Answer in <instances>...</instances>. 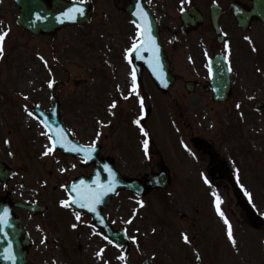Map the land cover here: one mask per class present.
<instances>
[{
  "label": "rangeland",
  "instance_id": "374dc122",
  "mask_svg": "<svg viewBox=\"0 0 264 264\" xmlns=\"http://www.w3.org/2000/svg\"><path fill=\"white\" fill-rule=\"evenodd\" d=\"M115 3L113 0H96L98 14L90 26L33 37L17 25L19 10L14 0H0V28L11 30L10 38L6 41L7 54L0 61V158L14 171L8 191H13L18 200L26 199L47 208L45 215H19L34 233L33 237L40 249L38 252L41 253L35 256L44 261L54 258L60 264L66 263L67 258L66 264H97L92 261L89 253H81L77 244V238L88 230L86 219L82 216L79 227L73 229L71 225L77 222L72 210L62 208L59 204L61 199L67 197L61 186L69 185L76 177L88 174V171L75 160L57 153L48 157L42 155L48 140L46 137L37 138L42 132L41 126L28 116L24 110L25 105L30 110L39 105L41 110L48 112L53 99H57L66 127H71L75 135L87 144L92 143L99 132L97 143L102 144L105 155L118 161V168L123 174L138 175L144 168L142 158L134 156L136 149H139L136 141L140 138L131 129L136 127L132 109L135 104L138 105L139 100L136 96L137 100L130 104V98L123 102L120 96L123 89L126 92L129 84L128 70L123 67V51L117 47L115 25L110 23L106 26L104 23L106 17L111 19L115 14ZM172 5L175 4L169 5L170 16L175 18L176 12ZM39 56H44L48 61L47 67ZM183 66H180L181 72L189 74V68ZM21 79L32 84V88L19 89ZM50 79L55 80L52 88L48 87ZM237 90L248 91L245 84H240V80ZM146 91L151 109L156 105L155 118L151 122L155 124L154 127H164L165 135L159 139L166 141L167 146L171 140L179 141L180 134L181 139L187 141L193 137L208 139L211 127H248L250 131L264 127V116L260 113L243 107L245 115L238 117L232 113L236 100L226 108L215 107L211 94L203 89L195 95H186L185 89L186 94L181 87L176 86L168 99L157 95L154 89ZM262 94L258 100H262ZM24 95L28 97L27 100L23 98ZM113 99L118 101L117 108L113 110L115 115L108 111V105ZM171 127L180 134H173ZM5 141H11V144ZM166 157L167 160L163 155V160L169 163L173 171L169 188L153 191L142 199L122 193L106 210L116 228L127 229L129 236L137 237L139 248L131 241L129 263L141 264L143 260H149L157 264H264V223L252 230L250 226L246 228L247 224L237 222L234 229L240 242V252L237 253L219 226L213 196L205 193L202 188L204 186L197 184V177L189 174L192 167L194 172V167L197 169L199 165L191 166L187 161L188 154L183 153L181 159L187 162L182 170L177 154L169 151ZM150 160L153 162L150 168L155 170L153 165L159 163L160 158L153 157ZM247 165L248 171L243 183L248 187L246 192L251 193V201L264 221V168H261L264 163L259 161L256 164L248 159ZM256 165L263 171V177L252 170ZM188 166L190 168L186 169ZM140 200L145 202L143 208L138 204ZM222 202L229 204V211L236 210L228 198ZM134 213L132 224H127L125 221L132 218ZM234 216L228 214L230 222L232 218L234 221L238 219L237 214ZM153 228L156 229L155 233ZM184 233L192 241L190 244L183 241ZM86 234V237L93 240L90 231ZM45 237L47 239L41 243ZM94 242L96 247L106 245L98 237ZM90 244L86 240V245ZM108 247L105 249V259L110 264H122L117 259L122 251L118 253L115 248L110 250Z\"/></svg>",
  "mask_w": 264,
  "mask_h": 264
},
{
  "label": "flooded vegetation",
  "instance_id": "af4514ba",
  "mask_svg": "<svg viewBox=\"0 0 264 264\" xmlns=\"http://www.w3.org/2000/svg\"><path fill=\"white\" fill-rule=\"evenodd\" d=\"M166 1L159 0V3H153L156 14L161 20H163V13L159 4H165ZM196 1L195 5L191 4L187 8L189 10L197 8L202 13V24L197 29L195 28L196 30L190 31V28L183 26L181 17L173 19L177 24V27H175L172 20H168V16H166L167 28H163L162 25L160 27V39L174 70L176 58H179V56H187L192 61L193 66L198 68L203 66L206 61V67L202 75L197 76L196 72L194 79L182 81L181 77L176 74L175 85L182 83L184 86V84L194 81L197 89L203 87L209 90L208 85H206L212 81L208 66L209 60L217 55L226 56L224 41L227 40L231 47L232 87L236 89L240 80V84H245L248 91L236 90L226 104H229L238 96L237 100L240 102L237 104H240L241 107H250L257 111L256 105L259 104L261 105L259 111L264 114V100L254 103L249 102L250 99L255 98L260 93L263 92L264 94V71H257V68L264 69V22L259 19L258 11L254 10L251 0H218V2L213 3L218 6V9L211 14L212 3H207L206 6L199 3V1H203L205 4L208 0ZM235 2L243 5L242 11L245 17L243 28L238 26L230 11V6ZM130 4L131 0H118V13L111 19L105 18L104 20L107 25H110V23L115 25L118 46L124 50L126 46L131 47L136 37L135 26L126 14V9ZM165 7L167 5H163V8ZM259 8L264 12V4H261ZM183 9L182 13L186 11L185 6ZM250 15L251 21L248 18ZM249 21L250 23H248ZM176 28L177 31H174ZM224 33H227V36ZM246 36L253 38L258 48L257 52L251 50V45L244 39ZM247 128L211 127L208 141L206 143L201 142L193 151L198 164L204 165V167L197 169L195 174L200 178L207 177L213 191H220L233 201L237 215L249 219L252 225H258L261 220L253 209V211L250 210L251 207L244 195L248 187L244 186L242 188V185L239 187L236 182V179H244V175L248 171V159L256 162V164L259 161L264 163V127H257L254 131ZM261 168H264V166H261ZM261 168L256 165L252 167V170L263 177ZM237 169L239 170L238 173ZM31 264H37V262L32 260Z\"/></svg>",
  "mask_w": 264,
  "mask_h": 264
},
{
  "label": "snow or ice",
  "instance_id": "6c2138e0",
  "mask_svg": "<svg viewBox=\"0 0 264 264\" xmlns=\"http://www.w3.org/2000/svg\"><path fill=\"white\" fill-rule=\"evenodd\" d=\"M184 0H181V4L183 5ZM181 11L183 12L184 9L181 7ZM84 10L81 7H73L68 9L66 12L62 14L61 22H63L64 19L73 20L75 19L76 15H83ZM138 17V20H133L132 23L136 27V37L135 41L131 45L130 48L125 50V59L127 60L129 65H133V57L135 55V58L141 59L142 57L139 55L142 51H151L153 53L154 58L157 59V63L153 65V71H155L156 67H158V45L156 44V38L152 35V21L149 19V14L147 11L144 10V8L137 4V12L134 13ZM139 21V22H138ZM10 28H0V61H3L6 54V41L10 38ZM225 36H227V33H224ZM245 40L249 42L251 45V50L253 52H257L258 48L256 47L253 38L250 36L244 37ZM224 47L226 51L225 59L228 60V67L227 71L231 72L233 71L230 56H231V47L227 40L224 41ZM39 59L45 64L47 67L48 61L45 59L44 56H39ZM211 64L212 61L209 60V72L211 73ZM257 71H264V69L257 68ZM131 87L129 89L128 95H124V93H121V96H123L124 99H129L130 96L133 94L137 96L139 100L140 110L141 114L133 121L137 126L140 127V131L143 134L144 137L149 136V132L144 128V126L141 124V121L144 119V117L147 115V111L145 109V102L144 97L140 95L139 93V84L137 83V73L136 68L133 65L131 69ZM55 84V80H49L48 81V87L52 88ZM119 89V86H117ZM23 95V93H21ZM25 100L28 99L26 95L23 97ZM118 106V101L116 99H113L110 104L108 105V111L115 115L113 112L114 109H116ZM39 105H36L34 109H29L27 105L24 106V110L27 112L28 116L32 119L36 120L37 123L44 129L41 132V135L45 136L48 140V144L44 146V150L42 152V155L44 157H48L50 155H53L56 151L57 147L65 148L66 150L82 153L85 156V159L89 158L90 155L96 151V143L99 141L100 133L97 132L96 139L87 146H82L77 143H73L72 140H70L68 137L69 135H72L68 130H66L64 127L56 126L54 127L51 123L52 117L42 111H39ZM236 107L239 109L241 107L240 104H237ZM241 116H243V113H241ZM98 123H101L98 121ZM7 144H11V141H5ZM71 145L69 148L68 146ZM148 146L149 141L148 139H145L143 141V147L145 155L148 154ZM187 147V146H185ZM9 155H13L12 153H9ZM75 167V165H73ZM64 169H61L63 171ZM239 170L237 169V173ZM109 174L113 176V180L109 182L108 189L109 190H115L113 185L115 184L114 176L115 174L109 169ZM205 183H209L208 178L204 177ZM80 187H78L76 184L69 185H62L65 189V191L68 193L67 198L61 199L59 201L60 207L65 209H71L73 212V215L75 217V220L77 223H73L71 227L73 229H76L79 227V223L82 222V213L78 209H86L88 212H91L97 216L99 219L100 224H105L104 217L99 214L97 205H99L102 200L101 197L104 194L100 190L95 189H85L83 187L84 181H80ZM214 197V204L216 208L217 214L222 218L224 225L226 226V236L227 240L230 243L233 250H235L237 253L240 252V242L234 232V228L232 223L229 221L228 217L224 214V212L221 210V199L219 195L215 192L212 193ZM246 195H248L249 199L251 200V193L246 192ZM138 204L140 208H143L145 206V202L143 200L138 201ZM6 215V212H5ZM133 219H135V213L133 214V217L125 221L127 224H132ZM0 222H3V218L0 217ZM90 227L93 229L92 235L93 236H100L102 240L106 241V245L104 247H100L96 252L95 256L99 261H102L103 264H110V261L105 259V249L108 245H111L113 247L124 249V245L118 241V239L115 236L110 237L107 234H104L103 232H99L96 230V225H90ZM139 232V229L136 230ZM153 233L156 232V229H152ZM125 236H127V229H124ZM183 241L186 244H190L192 241L190 240L187 233L182 234ZM47 238L45 237L44 240L41 241V243H44ZM127 239L131 240L133 243L136 244L137 248H139V243L136 236H127ZM6 259L11 260L13 264H15V256L9 251L8 254L5 256ZM197 258L199 259V254H197ZM119 261L122 262V264H128L127 255L122 251L121 255L117 257ZM153 259H155V256H153Z\"/></svg>",
  "mask_w": 264,
  "mask_h": 264
},
{
  "label": "water",
  "instance_id": "95a60500",
  "mask_svg": "<svg viewBox=\"0 0 264 264\" xmlns=\"http://www.w3.org/2000/svg\"><path fill=\"white\" fill-rule=\"evenodd\" d=\"M16 4L19 7H21V15L18 20L20 25L23 26V28H25L26 30L31 31L35 35L41 32L50 33L66 25H74V24L89 22L90 14L92 13L91 5H87V4L85 5L81 3L69 4L66 2H62V1H55L53 3L52 8H49L48 4L44 0H16ZM137 4H140L143 7L144 5L143 0H134V5L129 9V13H132V11L135 10V7H137ZM77 6L83 8L84 14L76 15L75 19L73 20L64 19L63 22H61L62 14L66 12L68 9L77 7ZM145 52L148 54V59L146 60L147 62L149 60V55L151 59V53H149V51H145ZM152 59L156 61L154 59V56L152 57ZM163 61L165 63L164 58H163ZM153 63L156 64V62H153ZM166 66H167L166 63L163 65L161 63L160 66L158 67V71H154V72L151 71L152 76L154 77V80L159 88H163L167 84L162 80L165 76V74H163L162 71L166 69ZM216 70H217L218 79L219 78L223 79L221 84L224 87H227L226 78L223 72V66L221 65L220 62H217ZM225 92H226L225 89L222 90V93H225ZM52 114L55 118V121L52 122L53 126L63 127L60 121V118L58 116L57 107L54 108V110L52 111ZM68 147L70 148L71 145H69ZM57 148L65 153L71 152L69 150H66L65 148H61V147H57ZM73 153L79 154L77 152H73ZM101 176H102V172L99 175H97L94 179H90L88 181L82 180L84 181L83 187L85 189L91 188L95 190H100L104 193L101 197L102 202L99 205H97L98 210H101L104 206L109 205L112 195L120 187L126 190L130 189L135 193L142 192L141 184L137 183L136 181H133V183L131 184H125V183L119 184V181L117 180L116 175L114 176L115 184L113 185L115 190L114 191L109 190L108 185H109V182L113 180V176H111L108 173L107 180H102ZM80 181L81 180H78L75 183L78 187L81 186ZM150 183L151 185H154V186L163 187L167 184L166 175L162 174L161 177H159L158 179L150 180ZM119 190H121V188ZM6 205L11 208V205L8 202L0 206V217L3 218V222H0V263L1 264H13L11 260H8L5 258L6 254H8L9 251H11L13 255L14 253L16 254L17 259L15 260V264H24L26 254L24 253L22 246L20 245L22 241V236H23V232L20 228V222L18 219H15V218L12 219L10 217L9 210H7L6 207H3ZM24 208H27V207H24ZM83 210H86V209H83ZM5 212H6V215H5ZM10 218L12 219L11 222L6 225V222ZM109 236L110 237L115 236L120 243L124 244L122 237H120L119 235L112 234ZM144 264H149V263L145 262Z\"/></svg>",
  "mask_w": 264,
  "mask_h": 264
},
{
  "label": "bare ground",
  "instance_id": "6f19581e",
  "mask_svg": "<svg viewBox=\"0 0 264 264\" xmlns=\"http://www.w3.org/2000/svg\"><path fill=\"white\" fill-rule=\"evenodd\" d=\"M22 80L23 79H21L19 81V84H18L19 89H23L24 87L32 88V86H33L32 84H28L27 82H23ZM27 122H29L28 118H27ZM85 245H86V239H84L83 242H82V246H85Z\"/></svg>",
  "mask_w": 264,
  "mask_h": 264
}]
</instances>
